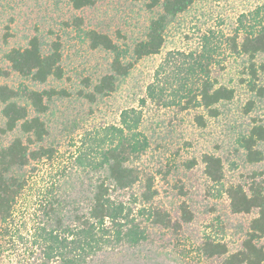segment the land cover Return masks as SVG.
I'll list each match as a JSON object with an SVG mask.
<instances>
[{
	"label": "trees",
	"instance_id": "16d2710c",
	"mask_svg": "<svg viewBox=\"0 0 264 264\" xmlns=\"http://www.w3.org/2000/svg\"><path fill=\"white\" fill-rule=\"evenodd\" d=\"M65 1L77 11L97 2ZM132 1H143L150 12L160 11L150 19L144 38L131 48L129 60L108 35L87 33L91 49L111 55L104 73L97 79L86 78L77 93L76 97L88 104L117 92L138 61L158 55L170 22L199 0ZM227 47L231 54L242 58L241 83H246L255 97L263 98L264 85L259 82L263 81L264 62L258 60L264 58V0L243 17L234 35L227 39ZM214 53L205 44L192 54H171L148 85L149 98L159 105L176 107L179 113L192 111L195 126L205 128L209 120L222 115L235 96L233 87L221 84L214 76ZM5 60L9 68L0 66L1 78L13 72L36 85L63 79L58 42L43 46L33 37L26 47L11 49ZM69 97L70 92L64 88L15 90L0 85V137L17 134L0 148V235L35 165L50 162L55 156L47 115ZM140 124L141 112H122L121 126L94 133L92 152L78 164L80 170L72 166L63 181L49 190L39 208L38 230L45 244V258L38 264H168L169 259L173 260L172 252L177 248L173 240L183 238L195 215L185 202L178 206L176 217L156 202L155 181L169 176L170 170L143 166L153 135L145 134ZM239 143L247 165L264 162L263 124L253 122ZM201 163L204 176L220 183L221 159L203 154ZM196 164L192 158L183 166L190 170ZM249 179L247 186L233 184L225 189L231 214L255 213L243 240L231 251L225 243L202 237L197 251L205 264H264V170L253 171Z\"/></svg>",
	"mask_w": 264,
	"mask_h": 264
},
{
	"label": "rangeland",
	"instance_id": "374dc122",
	"mask_svg": "<svg viewBox=\"0 0 264 264\" xmlns=\"http://www.w3.org/2000/svg\"><path fill=\"white\" fill-rule=\"evenodd\" d=\"M259 1H197L170 22L158 55L138 61L117 92L91 105L78 99L77 93L86 78L97 79L104 73L111 55L91 49L87 33L108 35L129 60L131 48L144 38L150 19L160 9L150 12L143 1L132 0H97L94 6L78 11L65 0H0V66L9 68L5 55L11 49L26 47L31 38L37 37L43 46L60 44L63 68L60 81L36 85L11 72L8 78L0 77V85L15 90L64 88L71 94L47 115L49 140L56 153L50 162L35 165L12 218L3 225L0 264H38L44 260L45 244L38 230L42 200L63 181L69 168L80 170L78 164L92 152L94 133L121 126V114L129 109L141 112V129L153 135L143 166L162 172L170 170L169 176L157 177L155 181L156 202L174 217L178 206L185 202L195 215L183 238L173 240L177 248L168 264H205L197 251L202 237L225 243L231 251L239 247L255 213L231 214L225 189L233 184L247 186L253 171L264 170V162L247 165L243 161L239 143L253 122L264 125V97L258 99L246 83H241L242 58L230 53L227 39ZM205 44L215 50L214 76L221 84L233 87L235 96L219 118L209 120L201 129L192 122V111L179 113L176 107L157 104L149 98L147 87L171 54H192ZM262 61L264 58L260 57L258 62ZM259 84L264 85V77ZM1 110L0 103V127ZM15 135L0 137V148ZM203 154L221 159L220 183H212L204 176ZM192 158L197 164L187 170L183 163Z\"/></svg>",
	"mask_w": 264,
	"mask_h": 264
}]
</instances>
